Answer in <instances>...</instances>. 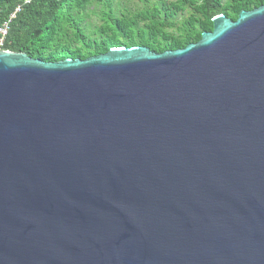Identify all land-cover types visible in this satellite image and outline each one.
I'll list each match as a JSON object with an SVG mask.
<instances>
[{
  "label": "water",
  "instance_id": "obj_1",
  "mask_svg": "<svg viewBox=\"0 0 264 264\" xmlns=\"http://www.w3.org/2000/svg\"><path fill=\"white\" fill-rule=\"evenodd\" d=\"M177 49H0V264H264V2Z\"/></svg>",
  "mask_w": 264,
  "mask_h": 264
},
{
  "label": "trees",
  "instance_id": "obj_2",
  "mask_svg": "<svg viewBox=\"0 0 264 264\" xmlns=\"http://www.w3.org/2000/svg\"><path fill=\"white\" fill-rule=\"evenodd\" d=\"M130 9L121 0H0V20L17 7L3 49L57 61L85 59L112 46L144 45L162 52L200 39L211 18L232 20L264 0H141ZM187 11L183 18L177 15ZM96 20V23L93 22Z\"/></svg>",
  "mask_w": 264,
  "mask_h": 264
},
{
  "label": "built area",
  "instance_id": "obj_3",
  "mask_svg": "<svg viewBox=\"0 0 264 264\" xmlns=\"http://www.w3.org/2000/svg\"><path fill=\"white\" fill-rule=\"evenodd\" d=\"M18 10L19 8L17 7L6 19L0 20V49H3L10 28V22Z\"/></svg>",
  "mask_w": 264,
  "mask_h": 264
},
{
  "label": "rangeland",
  "instance_id": "obj_4",
  "mask_svg": "<svg viewBox=\"0 0 264 264\" xmlns=\"http://www.w3.org/2000/svg\"><path fill=\"white\" fill-rule=\"evenodd\" d=\"M121 1L123 2L124 6L130 9L141 7L144 4V2H142L141 0H121ZM147 1L148 3H151L153 0H147ZM186 15H187V11H183L177 15V18H183ZM93 22L96 23V20L93 19Z\"/></svg>",
  "mask_w": 264,
  "mask_h": 264
}]
</instances>
